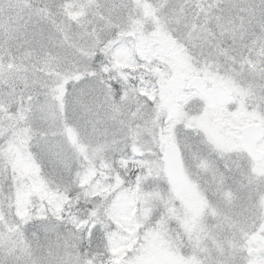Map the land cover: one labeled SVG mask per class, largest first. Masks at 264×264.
Instances as JSON below:
<instances>
[{"label":"snow or ice","instance_id":"snow-or-ice-1","mask_svg":"<svg viewBox=\"0 0 264 264\" xmlns=\"http://www.w3.org/2000/svg\"><path fill=\"white\" fill-rule=\"evenodd\" d=\"M0 264H264V0H0Z\"/></svg>","mask_w":264,"mask_h":264}]
</instances>
